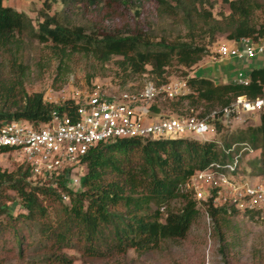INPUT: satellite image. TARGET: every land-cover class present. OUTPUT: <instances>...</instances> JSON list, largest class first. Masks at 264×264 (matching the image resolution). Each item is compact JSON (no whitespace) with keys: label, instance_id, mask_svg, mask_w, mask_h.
<instances>
[{"label":"trees","instance_id":"1","mask_svg":"<svg viewBox=\"0 0 264 264\" xmlns=\"http://www.w3.org/2000/svg\"><path fill=\"white\" fill-rule=\"evenodd\" d=\"M3 1L0 0V125L19 121L39 128L50 120L54 109L43 101L44 94L28 93L25 88L28 68L22 57L24 35L42 44L50 42L62 54L67 50L91 53L102 65L112 57H121L117 65L128 70L131 77L146 73L150 66L148 72L155 76L150 79L158 85L170 77L166 68L172 61L192 68L201 60L206 50L192 44L196 36H204L211 42L217 36L234 42L242 38L255 42L264 39V0H224L229 13L219 18L213 15L207 0H62L72 12L79 9L82 14L84 9L98 8L103 3L120 5L126 11L141 8L145 2L155 6L157 14L182 26L189 38V41L172 43L161 39L156 43L161 48L158 50H151L150 39L138 32L104 33L94 38L87 35L82 26L62 25L55 15L48 14L56 0L44 1L43 21L35 30L29 17L3 6ZM135 16H140L138 10ZM187 80L188 95L159 101L151 110L160 113L165 108L170 114L184 115L190 109L197 110L202 103L207 104V109L198 114L203 117L240 96L264 98L262 67L252 69L246 86L215 84L210 79L197 77ZM184 105L187 106L185 112L181 111ZM58 109L71 114L74 105L68 102ZM259 120L256 127L247 128L240 136L223 143V147L229 148L247 142L258 151V157L249 161L251 168L258 164L256 171L251 169L256 175L264 174V112ZM213 123L218 132L226 129L218 120ZM3 152L7 150H1L0 155ZM226 159L228 155L218 144L188 137L175 140L116 138L98 143L82 158L80 165L85 166L86 171L77 189L68 188L62 178L57 179L56 187L32 183L29 169L23 163L14 172L0 169V213L7 212L5 205L10 199L7 191H14L25 211L18 215V221L27 226V229H0V240H4L8 230L13 231L12 242L23 255L29 240L37 235L42 240L36 250V255L42 256L40 264H72V258L65 252L71 248L94 258L124 255L129 249L154 251L165 240L185 238L199 214L195 203L180 191V186L195 171ZM174 198L185 201L182 208L165 207ZM48 206H57L53 219L49 217ZM220 211L226 216L235 214L229 215L224 210H213V213ZM8 218L6 224L12 227V218ZM34 225L36 229H30Z\"/></svg>","mask_w":264,"mask_h":264},{"label":"rangeland","instance_id":"2","mask_svg":"<svg viewBox=\"0 0 264 264\" xmlns=\"http://www.w3.org/2000/svg\"><path fill=\"white\" fill-rule=\"evenodd\" d=\"M44 1L4 0L3 6L25 14L31 20L34 29L38 30V25L43 21ZM207 1L211 3L208 7L216 18L223 13H229L224 0ZM155 9V6H148L146 2L141 8H130L128 11L114 3H103L99 4L98 8L84 9V14H82L79 9L72 12L69 6L62 3V0H56L52 2L48 14L55 15L60 24L70 28L84 27L85 33L94 38H100L104 33L138 32L150 39L149 48L151 50L161 49L156 45L161 39H165L168 43L177 40L189 41L182 26L157 14ZM137 10L140 16H135ZM105 15L111 17H105ZM125 23L129 25L126 26ZM23 38L22 57L28 68L25 82L28 93L38 92L59 97L63 93L64 97L68 98L73 92L90 86L94 82L107 85L124 83L123 86L127 89L129 87L139 89L146 79L154 76L148 72L151 67L147 66L146 73L131 77L128 70L125 71L117 65L121 57H112L102 65L91 53L85 55L67 50L62 54L50 42L42 44L26 35ZM191 42L194 46L204 47L206 50L204 56L192 68H184L172 61L166 68L167 75L183 77L193 74L200 66L208 65L210 57L215 55L217 45L226 42V39L224 36H217L211 42L208 38L199 35ZM205 74L204 70H200L197 75L201 77ZM186 108L187 106L184 105L181 111L185 112ZM196 108L195 113L199 114L207 109V104L200 103ZM163 110L168 111L165 108ZM263 112L243 114L240 121H234L230 128L217 131L213 139L223 145L231 137L240 136L242 131L259 124V117ZM170 116L174 117V115ZM20 163L19 158L10 151L0 155L2 171L14 172L21 165ZM248 167L250 170H255L258 164L251 168L248 162ZM85 171V166L78 165L77 177H81ZM77 188L78 186L71 187V189ZM7 195L10 197L5 205L8 214L7 212L0 213V229H27L26 224L18 221V215L25 211L16 193L8 190ZM184 203L182 199L174 198L165 207L176 210L182 208ZM56 207L48 206V214L52 219ZM208 211L209 218L199 211L185 238L165 240L154 251L142 252L129 249L126 254L111 258L83 256L76 248L66 249L65 252L72 258V264H264V215L252 216L235 213L226 216L221 211L215 213L212 209ZM162 214L164 217L165 210ZM9 216L12 218V227L6 224ZM30 229H36V226ZM12 234L13 231L8 230L4 235V240H0V264H40L38 261L42 256L36 255L38 254L36 250L42 244V240L37 235L32 236L21 255L18 246L12 242ZM10 248L12 251H8Z\"/></svg>","mask_w":264,"mask_h":264},{"label":"built area","instance_id":"3","mask_svg":"<svg viewBox=\"0 0 264 264\" xmlns=\"http://www.w3.org/2000/svg\"><path fill=\"white\" fill-rule=\"evenodd\" d=\"M258 57L264 59V39L255 42L242 38L217 45L210 60L252 62ZM189 77L194 76H170L159 85L148 78L139 89H127L124 83L94 82L68 98L63 93L60 97L44 95L43 101L54 106L50 120L39 128L27 122L2 123L0 151L6 149L15 154L29 169L32 183L56 187L57 179L62 178L71 188L79 186L80 177L76 172L80 161L90 148L101 142L116 138L175 140L185 137L214 142L228 159L195 171L180 186V191L189 195L206 218L210 217L208 209L224 210L229 215L253 212L264 215V174L256 175L248 169V162L257 158L259 152L247 142L226 148L213 139L217 134L214 120L228 129L234 121H240L243 114L264 111V98L240 96L203 117L191 109L184 115L162 110L157 117H152L149 111L153 112V104L190 93ZM248 83V74L239 70L231 84L246 86ZM68 102L74 105L73 112H60L58 108Z\"/></svg>","mask_w":264,"mask_h":264},{"label":"crops","instance_id":"4","mask_svg":"<svg viewBox=\"0 0 264 264\" xmlns=\"http://www.w3.org/2000/svg\"><path fill=\"white\" fill-rule=\"evenodd\" d=\"M208 65L200 66L198 70L193 72V76L197 78H206L212 80L215 84H229L233 82L237 71L243 70L250 76L252 69L257 67L264 68V59L256 58L254 61H238L236 59H224L223 61H208ZM204 70L203 76H198V72ZM260 122V120H259Z\"/></svg>","mask_w":264,"mask_h":264},{"label":"water","instance_id":"5","mask_svg":"<svg viewBox=\"0 0 264 264\" xmlns=\"http://www.w3.org/2000/svg\"><path fill=\"white\" fill-rule=\"evenodd\" d=\"M149 112H150V115H151L152 117H157V116H158L157 113H154V112H151V111H149Z\"/></svg>","mask_w":264,"mask_h":264}]
</instances>
